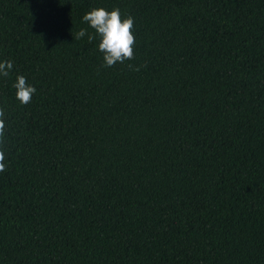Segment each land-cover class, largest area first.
Masks as SVG:
<instances>
[{"label":"trees","instance_id":"1","mask_svg":"<svg viewBox=\"0 0 264 264\" xmlns=\"http://www.w3.org/2000/svg\"><path fill=\"white\" fill-rule=\"evenodd\" d=\"M7 60L0 264H264V0H0Z\"/></svg>","mask_w":264,"mask_h":264},{"label":"clouds","instance_id":"2","mask_svg":"<svg viewBox=\"0 0 264 264\" xmlns=\"http://www.w3.org/2000/svg\"><path fill=\"white\" fill-rule=\"evenodd\" d=\"M83 21L95 30V33L100 37L99 50L103 53V58L106 67H112L117 63L123 64L125 61L135 59V44L136 37L133 33L134 18L128 16L121 17L119 8L108 11L105 8H94L83 16ZM87 34L86 29H81L75 39L83 38ZM95 36L89 35L88 40L91 43ZM14 63L11 60L0 62V75L8 76L13 69ZM131 68L132 65H129ZM136 71L139 68L134 69ZM13 87L16 91V99L21 104L27 105L31 103L32 96L36 92V88L29 85L26 77L23 75L17 76L16 83ZM5 111L0 108V173L6 170L5 151Z\"/></svg>","mask_w":264,"mask_h":264}]
</instances>
